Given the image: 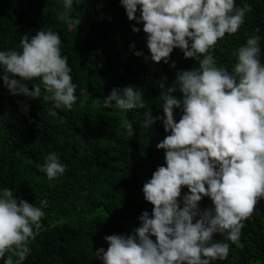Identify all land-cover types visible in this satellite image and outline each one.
I'll return each mask as SVG.
<instances>
[{
	"label": "clouds",
	"instance_id": "clouds-1",
	"mask_svg": "<svg viewBox=\"0 0 264 264\" xmlns=\"http://www.w3.org/2000/svg\"><path fill=\"white\" fill-rule=\"evenodd\" d=\"M67 19L73 4L61 0ZM134 33L146 34L154 62L168 64L174 49L198 67L176 73V84L165 88L159 98L163 115L144 112L142 127L147 131L162 121L167 133L156 144L164 150L165 163L157 167L142 188L144 199L154 207L143 211L140 226L131 235L105 236L108 248L96 252L102 264H212L225 260L230 244L240 243L241 230L264 199V62L260 42L264 37L249 35L232 51L231 71L213 54L217 42L234 35L245 23L249 5L236 0H120ZM139 12V15L137 14ZM142 24L141 27L137 25ZM135 49V42L130 45ZM176 68L173 61L170 65ZM69 58L62 54V40L52 29L34 36L24 35L20 50H0V79L13 96L41 98L50 103L47 115L71 110L77 102ZM39 80L30 90L25 81ZM179 91L178 98L174 93ZM104 108L144 109L143 92L134 86L113 88L102 103ZM27 112L28 105H23ZM180 110L177 121L174 111ZM133 135L132 124L126 126ZM65 165L58 155L45 157L40 171L51 181L62 176ZM188 191L182 196V189ZM211 199L214 207L200 210L199 202ZM183 205V206H182ZM0 188V261L25 264L45 217L43 207ZM197 217H199L197 219ZM219 234L223 240L214 239ZM154 238V239H153ZM7 254V255H6Z\"/></svg>",
	"mask_w": 264,
	"mask_h": 264
},
{
	"label": "trees",
	"instance_id": "trees-1",
	"mask_svg": "<svg viewBox=\"0 0 264 264\" xmlns=\"http://www.w3.org/2000/svg\"><path fill=\"white\" fill-rule=\"evenodd\" d=\"M236 4H247L251 11L238 32L226 34L213 53L229 71L236 62L232 56L236 47L249 35L264 37V0ZM63 12L61 0H0V50L19 51L22 36L43 29L58 32L78 97L71 110H57V117L51 118L50 103L42 97L13 96L0 79V188H12L16 197L36 206L46 202L42 227L30 240L25 264H102L95 251L107 250L105 236L133 234L141 223L138 217L145 210L151 215L154 207L145 201L142 188L165 163L164 150L156 144L167 133L162 121L147 131L142 123L146 110L163 115L159 98L163 90L157 82L167 77L165 88L175 85L176 73L192 70L198 62L185 59L179 48L170 54L168 64L135 56L134 51L150 56L146 34L132 32L135 21L128 20L120 0H80L67 19H60ZM137 26L142 29V24ZM260 46L264 62V39ZM173 61L176 68L170 67ZM25 83L34 90L33 84L40 81ZM129 85L143 92L144 109L102 106L113 88ZM174 95L179 98L181 93ZM180 116L175 110L177 121ZM129 123L132 136L126 129ZM50 153L67 165L65 173L51 181L40 171ZM187 191L182 189V196ZM199 207L203 211L214 205L204 197ZM244 224L243 247L229 241L228 257L212 264H264V199ZM214 239L224 237L216 234Z\"/></svg>",
	"mask_w": 264,
	"mask_h": 264
}]
</instances>
